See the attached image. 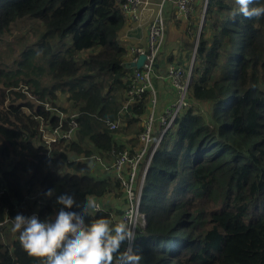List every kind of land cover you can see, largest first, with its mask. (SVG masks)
I'll return each mask as SVG.
<instances>
[{
	"label": "trees",
	"instance_id": "1",
	"mask_svg": "<svg viewBox=\"0 0 264 264\" xmlns=\"http://www.w3.org/2000/svg\"><path fill=\"white\" fill-rule=\"evenodd\" d=\"M260 5L264 0L253 6ZM235 11L234 0H207L187 93L193 104L163 135L145 176L146 225L133 245L140 264H264V17L233 18ZM22 18L33 21L32 41L20 43L14 56L0 42V264H40L11 231L18 213L54 221L61 194L78 204L122 197L113 175L93 176L74 154L88 157L86 142L103 155L123 150L115 135L125 132V122L138 134L149 109L146 94L123 108L133 68L124 66L118 0H0L1 35ZM20 83L55 107L64 97L77 112L71 142L59 140L48 151L39 117L48 128L58 117L13 91ZM8 89L14 97L5 104ZM24 96L33 111L15 102ZM119 117V128L110 130L106 121ZM110 212L95 217L112 220Z\"/></svg>",
	"mask_w": 264,
	"mask_h": 264
},
{
	"label": "built area",
	"instance_id": "2",
	"mask_svg": "<svg viewBox=\"0 0 264 264\" xmlns=\"http://www.w3.org/2000/svg\"><path fill=\"white\" fill-rule=\"evenodd\" d=\"M118 1L124 18L132 23L139 21L140 9L147 2V0ZM192 2L193 0H175V13L177 16L186 19ZM163 42L164 22L160 17H157L147 26L146 46H132L129 50L131 58L126 61L127 63L134 62L139 55H145L142 65L139 68L133 67V71L128 77L127 97L123 103L125 109L144 94L148 96L149 109L147 113L140 116L142 129L137 134V147L132 150L129 148L119 151L112 150L106 156L100 153L99 155L93 154L90 156L99 165L104 164L106 157L112 159L111 166H107L105 170H110L118 180L120 188L124 191L126 205L120 214L110 213V215L114 223L125 221L133 225L136 235L146 225L145 214L140 210V199L145 176L155 149L166 131L172 128L181 111L193 104L187 96L190 73L186 72L185 68L177 63L167 62L163 72H155L156 60ZM25 92L29 98L37 101L38 104H42L47 111L54 112L58 117L57 124L51 128L46 127L44 119L39 117L38 135L47 144L48 151L50 152L51 145L59 140L64 142L72 140L78 127L77 112L65 114L49 102H41L26 90ZM120 122L119 117L115 121L107 120L106 125L110 130H114L119 127ZM86 159L87 157L82 158V160ZM95 200L100 205L101 211L107 210L99 200L96 198Z\"/></svg>",
	"mask_w": 264,
	"mask_h": 264
},
{
	"label": "clouds",
	"instance_id": "3",
	"mask_svg": "<svg viewBox=\"0 0 264 264\" xmlns=\"http://www.w3.org/2000/svg\"><path fill=\"white\" fill-rule=\"evenodd\" d=\"M237 11L246 19L264 17V5L253 6L256 0H234ZM46 196H52L50 189ZM55 203L62 205L54 221L41 220L18 213L13 218L11 231L18 233L23 250L40 264H140L142 255L133 250L137 239L134 226L125 221L95 217L101 211L95 198L87 197L78 204L74 196L61 194ZM73 206L80 212L66 211ZM85 217L90 219L86 222ZM126 245V247H125Z\"/></svg>",
	"mask_w": 264,
	"mask_h": 264
},
{
	"label": "crops",
	"instance_id": "4",
	"mask_svg": "<svg viewBox=\"0 0 264 264\" xmlns=\"http://www.w3.org/2000/svg\"><path fill=\"white\" fill-rule=\"evenodd\" d=\"M197 3H200V0H197ZM175 9V0H147L145 5L140 9L138 22L132 23L125 18V27L119 32V41L121 45L127 49L126 61H129L131 58L129 50L132 46H146L147 26L152 20L160 17L164 22V42L156 60L155 72H163L164 66L167 62H176L181 64V66H186L192 51L194 35L191 29H187L188 23L185 21V17L177 16ZM197 19L198 13L194 19V24H196ZM193 23L191 27L194 29L195 27ZM138 124L140 125V122ZM124 126L125 132L117 133L114 140L117 144L135 149L138 145L135 125H130L131 127L129 128H132V131L128 130V132L127 122H125ZM88 144V142L83 143L84 146H87ZM87 148L91 150L90 154H92L90 156L93 154L99 155L94 148H91L90 146H87ZM90 156L87 157L86 161L91 167V174L93 176L97 178L111 176L112 172L110 170H103L99 163L95 159L90 158ZM82 158L84 157L80 156L77 159L82 160ZM115 194H117L116 190ZM111 195L112 194H107L103 198L97 200L103 204L105 201H113L116 198L119 199V197ZM122 197H124V194H122ZM124 200L125 198L123 201ZM112 214L116 213L112 212Z\"/></svg>",
	"mask_w": 264,
	"mask_h": 264
},
{
	"label": "rangeland",
	"instance_id": "5",
	"mask_svg": "<svg viewBox=\"0 0 264 264\" xmlns=\"http://www.w3.org/2000/svg\"><path fill=\"white\" fill-rule=\"evenodd\" d=\"M206 10H207V1L206 0H200V3H197V0H193L192 4L190 5V10H189L188 16L185 20L188 23L187 29H191L192 33L194 35L193 47H192V51H191V54L189 56L188 62L186 64V66L182 65L183 67H185L186 72L190 73V82H191L193 75H194L193 67H194V62H195L196 48L198 46V42H199V38L201 36V33L203 32V27L206 24V20H205ZM197 13H198V19H197L196 24H194L193 22H194V19H195ZM202 20H203V22H202ZM32 22L33 21L30 20L29 18H22V19L15 20L10 24L8 30L4 31V33L2 35L0 34L1 44L10 45L9 47L12 51L13 56L16 55L20 51V43L26 42V44H29V42L32 41L33 32H32V26L30 25ZM192 23L195 27L194 29L191 27ZM203 35L206 36V33H204ZM5 48L7 49V47H5ZM6 53L10 54L9 51H6ZM173 63H176V62H173ZM177 64H179V63H177ZM179 65H181V64H179ZM190 82H189V84H190ZM25 90L28 91L26 86L23 85V83H20L17 87L13 88V91L20 92L23 95H25L24 94ZM11 92L12 91L10 89L7 90L8 95L6 97L5 104L9 103L10 100L14 97V95L11 94ZM60 100L61 101L57 102L58 104H57L56 108L62 110L61 107H58V106L62 105V107H64L66 109V112H64L65 114L72 112L69 109V104L67 102L65 103L64 97H61ZM15 102L19 103V104H24L22 110L25 113H28L29 111L31 112L35 108V107L30 108L26 104L30 101L25 96L24 97H17ZM34 102L36 104H38L37 101H34ZM140 120H139V122H140ZM140 126H141V122H140ZM128 130L132 131V128H129ZM72 140H70L69 142H71ZM69 142H64V143H69ZM127 147L128 146H126L125 148H127ZM85 148L88 149L87 146H85ZM129 148H131V147H129ZM74 155L76 156V157H74L75 159L80 157V156L87 157V156H84L81 154L80 155L74 154ZM77 160H79V159H77ZM80 161H82V160H80ZM111 164H112V159L106 157L104 160V164L103 165L100 164V166L103 168V170H105V169H107V166H111ZM141 171H142V168H141ZM140 174H141V172H140ZM120 190L123 191V189L119 187L118 189H116V192L120 191ZM112 195H114V194H112ZM123 199H124V197H119V199L116 198L113 201H105V202H103V204H104V207L109 212L112 211L115 213L116 208H119V210H122L125 207L126 202H124ZM112 212H110V213H112Z\"/></svg>",
	"mask_w": 264,
	"mask_h": 264
},
{
	"label": "water",
	"instance_id": "6",
	"mask_svg": "<svg viewBox=\"0 0 264 264\" xmlns=\"http://www.w3.org/2000/svg\"><path fill=\"white\" fill-rule=\"evenodd\" d=\"M144 59H145V55H143V54L139 55L136 61H134V62L131 61V62H128V63L125 62L124 66L126 68H133V67L139 68L142 65Z\"/></svg>",
	"mask_w": 264,
	"mask_h": 264
}]
</instances>
